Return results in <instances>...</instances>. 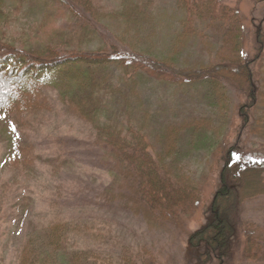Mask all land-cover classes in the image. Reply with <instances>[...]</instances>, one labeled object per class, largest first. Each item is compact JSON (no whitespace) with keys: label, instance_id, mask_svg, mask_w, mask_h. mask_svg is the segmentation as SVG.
<instances>
[{"label":"trees","instance_id":"obj_1","mask_svg":"<svg viewBox=\"0 0 264 264\" xmlns=\"http://www.w3.org/2000/svg\"><path fill=\"white\" fill-rule=\"evenodd\" d=\"M33 1L34 5L44 3L48 20L58 15L65 18V27L51 43L39 46L12 39L8 32L0 33V112L13 118L40 111L49 98L46 92H57L71 114L94 127L97 144L104 147L105 168L113 182L103 190L97 205L104 210L123 209L144 217L153 229L168 231L192 222L205 193L181 162L178 141L183 132L166 133L162 151L154 142L148 128L151 111L143 105L145 83L154 78L164 83L170 77L181 82H208L220 108L217 116L222 137L215 129V117L196 119L193 137L201 133V143L194 140L190 152L216 140L210 145L211 154L218 152L211 171L220 175L221 184L208 223L190 235V252L199 264H234L242 229L247 226L243 207L247 201L264 196V156L253 154L244 145L253 138L250 131L255 133L262 108L264 84L259 64L264 53L260 48L264 27L258 30L256 56L246 59L249 36L242 8L225 5L222 0H179L186 28L181 38L188 39L203 21L220 34L222 42L219 63L201 69L180 68L138 50L125 53L117 45L110 50L93 49L109 18L141 33L153 0L144 5L124 0L123 9L112 14L99 0H19V10L24 11ZM4 2L0 0V7ZM232 91L242 102L236 107L229 103ZM63 201L52 202L51 208L59 217L49 225L48 244L40 249L21 246L18 264H157L153 260L138 262L130 252L119 260L108 249L117 242L113 231L103 224L93 227L91 223L67 221L61 209ZM259 231L261 236L249 226L246 256L250 261L264 259V229ZM92 241L98 249L92 247Z\"/></svg>","mask_w":264,"mask_h":264},{"label":"rangeland","instance_id":"obj_2","mask_svg":"<svg viewBox=\"0 0 264 264\" xmlns=\"http://www.w3.org/2000/svg\"><path fill=\"white\" fill-rule=\"evenodd\" d=\"M132 1L144 5L152 0ZM153 1L148 15L144 16L147 21L141 33L130 31L129 25L116 18H109L101 27L100 40L93 49L110 50V46L117 45L125 53L138 50L180 68L201 69L220 62L217 55L222 50V42L215 29L200 21L198 31L183 39L186 28L182 19L185 14L179 8V0ZM99 2L105 11L112 14L123 9L124 0ZM222 2L242 8L249 36L246 59L254 58L258 30L264 27V0ZM43 6L44 3L39 1L34 5L33 1L20 11L19 0H5L0 7L1 16L4 10L7 11L6 16L3 14L0 18L3 28L0 33L8 32L12 39L23 40L29 45L51 43L65 27L66 19L58 15L48 20ZM260 48H264V41ZM262 58L259 71L263 85L264 53ZM157 79L146 81L143 93V105L151 111L148 128L161 151L164 148L162 138L166 133L174 130L183 132L178 141L181 162L186 163L188 171L202 184L205 193V200L192 222L184 228L168 231L153 229L144 217L123 209L111 211L98 206L103 190L113 182L105 168L104 147L98 146L94 127L71 114L61 103L58 93L48 90L49 98L40 111L13 118L0 112V264H18V252L23 245L40 249L48 244L49 225L59 217L51 208L52 202L59 198L64 200L61 209L67 221L91 223L93 227L103 224L113 231L117 242L108 249L119 260L125 252H130L138 262L199 264L190 252V235L208 223L221 179L211 171L218 153L210 152L215 139L210 140L209 145H202L200 150L190 152L194 140L195 144L201 143V133L193 137L192 125L196 119L215 117V129L220 133L217 116L220 108L215 105L208 82H181V79L170 77L169 81L162 83ZM230 97L231 107L242 103L235 91L230 93ZM259 115V122L253 128L255 133L250 131L253 138L244 145L253 154L264 156V94ZM243 217L247 226L242 229L234 264H264V259L255 262L246 256L249 226L254 228L256 235L263 234L259 229H264V196L247 201ZM92 247L98 249V244L92 241Z\"/></svg>","mask_w":264,"mask_h":264}]
</instances>
